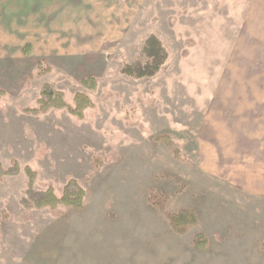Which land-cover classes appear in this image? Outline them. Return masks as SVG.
I'll use <instances>...</instances> for the list:
<instances>
[{
  "label": "rangeland",
  "instance_id": "obj_1",
  "mask_svg": "<svg viewBox=\"0 0 264 264\" xmlns=\"http://www.w3.org/2000/svg\"><path fill=\"white\" fill-rule=\"evenodd\" d=\"M5 1L0 168L20 174L0 181V264H264V0ZM152 35L160 71L124 75ZM46 86L92 107L29 112ZM25 168L35 192L77 182L84 207L24 206ZM183 209L198 222L178 234Z\"/></svg>",
  "mask_w": 264,
  "mask_h": 264
},
{
  "label": "trees",
  "instance_id": "obj_2",
  "mask_svg": "<svg viewBox=\"0 0 264 264\" xmlns=\"http://www.w3.org/2000/svg\"><path fill=\"white\" fill-rule=\"evenodd\" d=\"M28 48H31L28 46ZM144 55L151 61L150 64L147 65L145 69L133 70L130 67H126L123 69V74L134 79H150L155 77V75L160 71L161 67L165 63L167 58L166 52L164 48L161 46V43L155 36H150L145 42V47L143 49ZM83 85L91 90L96 89V81L92 78L86 79L83 82ZM42 96L46 98V100L40 101V109L39 110H30L29 112L39 113L45 112L49 109H69V112L72 116L78 117L79 119L84 118V113L86 109L92 107V103L89 99L77 96L75 107L68 106L64 100L62 94H56L54 91H51L49 87H45ZM158 142L164 141L165 138L161 137L156 139ZM25 175L29 178V185L27 195L29 196V201L23 200L22 204L24 206L37 209L50 208L55 209L59 206L70 207L76 210H81L84 207V199L85 193L79 186V184L75 181H70L62 194V197L58 198L53 190H48L46 192H35L34 185L36 180V174L30 169L25 168ZM20 174V170L15 167L9 170H2L0 168V181L4 177H14ZM155 207L161 208V205H157L155 201H153ZM167 219L169 220L172 231L178 234H184L186 230L190 227H193L197 224V216L196 214L187 209L180 210L178 213L174 214H166ZM202 239V235L198 236ZM207 243L203 241H196L195 246L198 249L204 250L206 248Z\"/></svg>",
  "mask_w": 264,
  "mask_h": 264
},
{
  "label": "crops",
  "instance_id": "obj_3",
  "mask_svg": "<svg viewBox=\"0 0 264 264\" xmlns=\"http://www.w3.org/2000/svg\"><path fill=\"white\" fill-rule=\"evenodd\" d=\"M39 1H41V4L44 6V8L47 9V11H49L50 7L61 9V8L67 7V5H68L66 0L65 1L64 0H39ZM68 1H69V3L71 2V0H68ZM5 2L7 5L8 0H6ZM72 3H74V2L72 1ZM11 5H12V1L9 0V8H12ZM6 8H7V6L3 9L5 17H7ZM74 8H75L74 6H71V7L68 6L67 11H66L67 14H69ZM86 10H87V5L85 4V1H84V3L82 4V7H81V11L86 13ZM1 11L2 10H0V25H1V17H2L1 15L3 14V12H1Z\"/></svg>",
  "mask_w": 264,
  "mask_h": 264
}]
</instances>
